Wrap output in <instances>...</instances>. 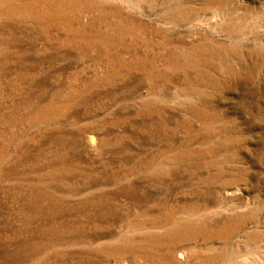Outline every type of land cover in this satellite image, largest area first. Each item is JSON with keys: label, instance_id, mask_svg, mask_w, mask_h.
I'll list each match as a JSON object with an SVG mask.
<instances>
[{"label": "rangeland", "instance_id": "rangeland-1", "mask_svg": "<svg viewBox=\"0 0 264 264\" xmlns=\"http://www.w3.org/2000/svg\"><path fill=\"white\" fill-rule=\"evenodd\" d=\"M0 264H264V0H0Z\"/></svg>", "mask_w": 264, "mask_h": 264}]
</instances>
